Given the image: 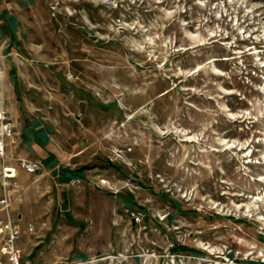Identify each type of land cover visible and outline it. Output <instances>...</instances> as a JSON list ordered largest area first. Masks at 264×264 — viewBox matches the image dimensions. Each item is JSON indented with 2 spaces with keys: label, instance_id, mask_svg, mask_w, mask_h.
Instances as JSON below:
<instances>
[{
  "label": "rangeland",
  "instance_id": "rangeland-1",
  "mask_svg": "<svg viewBox=\"0 0 264 264\" xmlns=\"http://www.w3.org/2000/svg\"><path fill=\"white\" fill-rule=\"evenodd\" d=\"M16 7L19 109L59 155L6 160L21 262L264 264V0Z\"/></svg>",
  "mask_w": 264,
  "mask_h": 264
},
{
  "label": "crops",
  "instance_id": "crops-1",
  "mask_svg": "<svg viewBox=\"0 0 264 264\" xmlns=\"http://www.w3.org/2000/svg\"><path fill=\"white\" fill-rule=\"evenodd\" d=\"M26 1L0 0V34L6 42V46H8L7 52H12L14 47L18 46V37L22 29V26H15L13 18H10L7 14V9L10 8L12 3H15L17 11H20L26 6ZM12 65L10 58H8L4 67L5 74L2 83V100L4 108L7 111V117L10 119L17 133L18 143L16 146L8 147L6 149V155L12 159L20 158L28 161H40L45 167L52 170L57 164L56 160L59 157L58 151L54 147L55 139L57 138L54 128L55 125L46 115L30 117L26 114V111H20V89L18 88L16 70L12 68ZM10 85L11 88L9 87ZM1 162L0 159V171L2 168ZM22 200L21 207H26L25 199L23 198ZM15 217L23 222L21 229L23 233L27 234L26 225L32 226V224H26L24 215L20 212H17ZM16 244L18 247V242ZM23 264H27V262L25 261ZM28 264L31 263L28 262Z\"/></svg>",
  "mask_w": 264,
  "mask_h": 264
},
{
  "label": "built area",
  "instance_id": "built-area-1",
  "mask_svg": "<svg viewBox=\"0 0 264 264\" xmlns=\"http://www.w3.org/2000/svg\"><path fill=\"white\" fill-rule=\"evenodd\" d=\"M8 46L0 34V159L2 168L0 172V255L5 258L7 264H22L21 252L15 244L20 239V219L12 217V193L22 190L16 182L17 169L11 165L5 164L11 157L6 155V149L15 146L18 143V136L14 127L7 117V111L4 108L2 100V83L4 79V67L8 58L14 56L7 52ZM19 166L28 175H35L42 170L43 165L40 161H28L25 159H16ZM81 177L74 178L71 182L73 186H79L82 182ZM143 214L140 211H133L131 218L138 223L142 220Z\"/></svg>",
  "mask_w": 264,
  "mask_h": 264
}]
</instances>
